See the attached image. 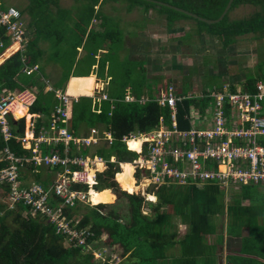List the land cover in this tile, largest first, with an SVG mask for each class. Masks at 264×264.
<instances>
[{"label":"trees","instance_id":"trees-1","mask_svg":"<svg viewBox=\"0 0 264 264\" xmlns=\"http://www.w3.org/2000/svg\"><path fill=\"white\" fill-rule=\"evenodd\" d=\"M81 1L85 2L86 6L84 5L72 29L71 43L74 45L66 47L68 48L66 51L70 54L74 51L77 53L79 51L77 47L83 46L92 67L99 49H104L106 46L108 51H114L115 42L121 39L120 31L111 30L107 16L103 15L100 9H96L97 5L106 0ZM130 1L166 13L170 25L178 20L193 19L197 22L200 31L208 30L219 35L225 44L230 43L233 36L247 32L264 35V0H234L225 17L211 24L169 6L160 5L153 0ZM160 1L214 19L222 14L229 0ZM241 4H252L258 9L250 17L231 21L230 12ZM38 16L36 19L39 22L41 17ZM35 27L38 34L33 37L34 39L29 40L26 49L16 51L0 65V91L5 87L23 89V82L29 87H38L39 90L34 89L37 100L30 106L31 111L28 108L29 112L49 115L51 106L58 102V98L54 92L44 91L43 85L35 77L36 72L28 74L23 70L27 65L38 63L39 57L43 55L39 45L42 37L38 23ZM0 43H2L0 53L11 43L10 35L4 26H0ZM104 53L102 50L100 68L104 65L103 56H106ZM39 67V71H42L43 67L41 65ZM90 69L83 71L87 72ZM78 70L77 72H83ZM61 75L56 82L59 83L57 86H62L64 79H67L70 73L64 71ZM256 82L255 78L248 79L245 90L255 92ZM200 101L205 100L195 97L186 98L178 103L179 128H190V120L186 115L190 113L191 104H198ZM108 105L109 103L106 102L102 112L97 113L91 110L92 98L84 96L80 102L74 104L72 119L75 132L82 123H86L88 127L103 123L105 127L114 131L116 136L114 144L109 148L101 147L96 150L105 157L114 152L119 161H131L137 153L127 149L126 144L121 140L123 135L136 130L150 129L158 123L161 115H165L166 122L170 123L169 108L161 107L155 101L146 104L117 101L112 115L108 113ZM42 119V117L37 118V132ZM9 122L13 136L5 140L0 129V150L9 146L18 156L30 155L31 151L24 148L17 139L18 136L25 134V117L15 119L10 115ZM63 148V143H60L56 149L63 151ZM83 152H86L85 149ZM8 163L6 159L0 160V169ZM35 167L32 164L29 170ZM24 169L27 168L23 167ZM41 171L34 173L39 181H42ZM119 171L120 167L117 163L109 162L107 169L97 173L96 185V190L113 189L119 202L90 205L77 200L74 205L68 204L64 207L69 219L72 218L71 225L78 232L85 230L87 239L83 244H79L78 239L70 240L65 232L59 231L58 224L47 215L41 212L32 214L30 206L17 203L15 208H11L10 185L0 182V264H114L110 260V255L102 263H98L94 259V253L86 251L88 247L101 251L103 245L120 251L119 257L122 259L116 264H264L263 184L231 183L230 188H233L234 194L231 201L226 202L223 189L225 187L217 181L206 182L203 185L166 183L154 192L158 199V203L154 204L145 196L132 193L135 192L134 185L126 182L122 178V171ZM117 172L119 173L116 178ZM137 176L139 177V174ZM236 186L240 188L236 189ZM75 187L81 188V185ZM122 202L126 205L124 211L120 209ZM50 204L54 206L55 202ZM147 206L150 211L145 213L144 207ZM25 210L28 211L27 215L23 213ZM177 217L187 226L185 232L179 230V224L175 222ZM104 235L106 238H102ZM208 235L216 236L215 242L211 243ZM226 237L231 241L236 240L238 246L230 243L232 246L223 258L219 250L224 245Z\"/></svg>","mask_w":264,"mask_h":264},{"label":"crops","instance_id":"crops-1","mask_svg":"<svg viewBox=\"0 0 264 264\" xmlns=\"http://www.w3.org/2000/svg\"><path fill=\"white\" fill-rule=\"evenodd\" d=\"M1 3V2H0ZM59 4V3H57ZM67 5V3H65ZM111 9L116 8L118 5L117 2H112ZM55 5V4H54ZM29 2L25 4L26 8H29ZM60 6V5H59ZM139 6L135 4L132 8ZM142 6V5H140ZM10 7H16L15 5H8V6H0V10H7ZM126 7V6H125ZM248 7H253L252 12H250V16H252L258 9L255 5L252 4H241L235 7L230 13V20H238L243 19L250 16H243L241 17V12ZM138 8V7H137ZM21 13L23 14L20 8H18ZM96 9H100L103 15L107 16L109 21L108 25L110 26L111 30L118 29L120 40L115 42L114 51H108L107 47L105 46L104 49H99L98 54L95 55L96 61L93 63L92 67L90 65V58H87L89 62V67L87 68L90 71L84 72V69H80L83 72H77V67L79 61L83 54L87 55L83 46H78V52L75 53L71 52L70 57L74 58L73 60L68 61V63H72L71 69H66L62 67L50 68L46 69L40 63V61L33 65H27L23 68L24 72L30 74L36 72L35 77L39 80V82L43 85L44 91L54 92V95L58 98V102L51 106V112L49 115L39 113V112H29L30 107L24 105L26 107V111L28 114H32L33 116L30 120L27 121V125H25V134L23 136H18V141H21L24 148L31 151L30 155H22L18 156L13 152L9 146H5L3 150H0V160L6 159L5 154H7L6 148L10 150L16 157L22 158V164H20V175L22 184L25 186H31L34 183H40L44 186L50 185L58 175L62 174L65 171L64 166H55L50 167L42 164H36L34 162H29L26 158H31L33 155V149H38L41 155L52 154L55 152L61 153L64 155L65 143L64 142H55L52 138L58 135L59 129L66 128L73 136L78 137L80 139L91 138V142H75L71 140L68 143L67 147V156L70 158H83L85 160L91 161V159L95 158L99 161L93 162L94 168L98 172L104 171L108 168L109 162H115L119 165L120 171H123V161H119L117 158V154L111 152L108 157L104 155H100L97 153V149L101 147L109 148L111 147L115 140L116 136L114 131L111 128L105 127L103 123H98L95 126H90L86 123H82L77 132L72 127V119L74 113V104L80 102L82 97H90L92 98V106L91 110L100 113L103 110V105L107 102L109 103V111L108 113L112 115L113 110L115 108V103L117 101H125V102H137L139 104H146L148 102H157V96L162 92L167 90L170 85H174L177 89V92L180 95H183L185 98H199L201 100L198 104L192 103L190 106V113L186 115L190 120V128L192 127H204L209 126L211 119H210V108L213 107L214 98L211 94L214 92H218L228 88L231 92H250L245 90L247 87L248 79L255 78L257 82L259 80L264 81V35H260L259 33L255 32H247L239 35L233 36V39L230 43L223 42L219 35L209 32L208 30L200 31L196 22L194 28L191 27L187 28L188 31H184V35L182 34L181 30L185 29L186 27L181 26V22H186L184 20H178L172 25L169 24L167 20L166 13V22L162 23L161 25L165 26L167 32H156L153 33L151 31L152 26H157L158 30V22L152 18V12L156 11L155 8H146L142 6L143 14H149L151 18L148 20V26L143 30L141 28L133 29L132 32L125 29L124 22L116 23L115 17L112 14L108 13V3H100L96 6ZM111 11V10H109ZM235 12V16H231V14ZM25 24L26 30V38L27 41L24 43V47L20 48L21 44L18 43V48L9 52L10 48L15 43H10L5 49L0 53V65L5 62L13 53L18 50H25L28 46L29 40L34 39L38 33L35 25L32 24V20L26 24L24 19L22 18ZM186 20V19H185ZM193 21V19H188ZM95 22V19H93ZM121 25V26H119ZM191 26V25H190ZM33 28V29H32ZM191 29V30H190ZM194 29V30H193ZM155 30V28H154ZM132 33H134L132 35ZM152 33V34H151ZM177 33L181 34L180 38L176 39ZM187 34V35H186ZM190 34V35H188ZM196 35V36H195ZM191 36V37H190ZM134 37V38H133ZM187 37H190L188 40ZM188 40V41H187ZM41 43V41H40ZM114 43V44H115ZM183 43V47H182ZM40 45V44H39ZM43 46L46 45L45 41L42 42ZM74 44H70V47ZM2 46V45H1ZM0 46V47H1ZM165 48H169L170 52H173V57L169 58V53L165 52ZM42 49V48H41ZM181 49V50H180ZM102 50L105 52L106 55L103 67L100 68V59L102 56ZM42 51H45V49ZM181 51V52H180ZM7 52V53H6ZM65 53V52H63ZM175 53V54H174ZM7 55V56H6ZM9 55V56H8ZM64 55V54H62ZM81 56V57H80ZM89 59V60H88ZM170 59V60H169ZM175 59V60H174ZM174 62H172V61ZM42 66V71H39V66ZM37 66V68H33ZM76 66V68H74ZM177 68V72L174 68ZM27 68H33L32 72L27 71ZM67 71L70 73V76L64 79L62 86H57L59 83L56 84L57 81L61 78V74ZM180 72L182 77L178 79L175 75ZM79 73H84L87 75H75ZM95 77L94 81V90L92 94H82V95H71L68 94V87L69 82L73 77ZM212 77H217V82H214L213 85H209ZM256 82V84H257ZM24 88H32L39 90L38 87H29L28 84L22 83ZM102 88L101 92H96L95 89ZM3 89H8L7 87ZM2 89V90H3ZM234 89V90H233ZM0 91V93L2 92ZM9 90H19L16 89H9ZM68 94L70 96L77 97L78 100H74L69 106V115L66 121L62 118H59L55 125L52 124V114L57 109L58 106L62 105V101L59 98V94ZM251 93V92H250ZM107 97H104L103 95ZM130 95L131 99H128L127 96ZM183 99V100H184ZM182 100V101H183ZM180 101V102H182ZM20 102V101H18ZM21 103V102H20ZM158 103V102H157ZM22 104V103H21ZM159 104V103H158ZM23 105V104H22ZM160 105V104H159ZM161 106V105H160ZM161 107H168L169 106H161ZM29 108V109H28ZM31 111V109H30ZM170 111V123L166 122L165 115H161L159 118L158 123L151 127L146 131L136 130L130 132L129 134H125L122 136L121 140L127 146V149L130 151H134L137 153V156L131 161L134 165V173L133 176L135 178L136 185L140 187L144 186V190H146L148 194H153V199H156V188L154 186L153 190H150V185L146 186L143 182L139 181L137 174H139V178L142 176H146L148 174L147 170L142 171L141 168H138L135 164L141 158H147V155L150 151V146L147 142H144L145 137L156 130L161 129L164 127V124L167 128H172L171 122V109ZM232 113V111H231ZM230 113V114H231ZM178 115V113H177ZM15 119H20L26 116H19L13 112L12 114ZM233 118L236 117V114H232ZM42 117L43 121L39 128V132H37V118ZM26 119V118H25ZM178 120V119H177ZM34 122V127L31 126V123ZM163 124V125H162ZM10 131L12 132L11 125L9 122ZM179 127V126H178ZM190 128H179L180 130H188ZM1 129V128H0ZM2 131V129H1ZM3 132V131H2ZM41 134H44L43 137L45 140L41 142H37L36 138L38 139ZM4 135V133H3ZM13 136V133H12ZM5 139V137H4ZM141 139V140H139ZM6 140V139H5ZM9 140V139H8ZM131 140H139L140 141V148L131 147L129 142ZM63 143L64 148L63 151L60 149H56L58 144ZM38 144V148H37ZM34 149V150H35ZM85 149V153L83 152ZM87 149V150H86ZM101 159V160H100ZM8 160V159H6ZM10 164V160H8ZM28 163V164H27ZM207 163L213 164V162L207 161ZM27 164V165H26ZM34 164L36 167L32 170H29ZM102 167H101V166ZM7 166V165H6ZM27 168V169H24ZM73 169H80V165H72ZM99 169V170H98ZM21 170H23L21 172ZM41 171V178L42 181H39L35 178L36 172ZM116 173V178L117 174ZM97 176V175H96ZM98 181V178H97ZM141 182V183H140ZM172 183V182H170ZM98 184V183H97ZM96 184V185H97ZM177 184V183H176ZM96 185L92 187L95 189L97 194L100 193H107L108 195L115 198L114 193L112 192L113 189L105 188L108 190H96ZM87 191V201H84L88 204L93 202V195L91 193V189H89L88 185L82 186ZM240 187V186H236ZM59 197L55 195L50 196V202H55V205L61 204V200L58 201ZM112 200V201H113ZM63 201V200H62ZM103 202H110V201H98L93 202L94 204ZM93 204V205H94ZM91 205V204H90ZM72 206V205H70Z\"/></svg>","mask_w":264,"mask_h":264},{"label":"built area","instance_id":"built-area-1","mask_svg":"<svg viewBox=\"0 0 264 264\" xmlns=\"http://www.w3.org/2000/svg\"><path fill=\"white\" fill-rule=\"evenodd\" d=\"M0 26L6 28L12 43L18 42L21 44L20 48L24 47L27 41L26 30L22 13L18 8L0 10ZM33 68L36 69L37 66ZM33 68L26 70L32 72ZM95 91L101 92L102 88ZM211 95L215 100L213 107L210 108V125L192 127L188 130H180L178 127V103L185 97L177 92L175 86L170 85L157 96L156 101L161 106H169L171 109L172 128H167L164 124V127L145 137L144 142L150 146L149 154L135 165L142 171L147 170L148 174L143 176V181L147 182L148 186L151 183L157 189L162 184L170 182L179 185H203L210 181H217L224 187L231 183L264 185V81L257 82L255 92H231L225 88ZM103 96L107 97L105 94ZM59 98L62 105L52 114L53 125L59 118L63 120L68 118V106L74 100H78L77 97L73 98L66 93L59 94ZM127 98L131 99V96L128 95ZM36 100L37 93L31 88L2 90L0 128L6 140L12 137L9 116L12 114L14 102L20 101L30 107ZM232 114H236V117L233 118ZM31 126L34 127V122ZM41 135L36 138L38 143L45 140L44 134ZM52 139L65 143L64 155L59 152L41 155L34 147L32 157L26 158L27 161L36 164L65 167V171L50 185L34 183L29 188L23 185L20 175L22 158L16 157L8 148L5 158L10 160V164L1 170L3 177L0 178V182L10 185L11 208L16 207L17 203L26 204L32 211L41 212L56 222L59 231L65 232L70 240L78 239L79 244H83L87 239L85 230L78 232L71 225L72 218L69 219L64 207L68 204L74 205L77 200H87V191L83 187L76 188L75 185H88L91 189L98 183L97 170L93 162L99 160L93 158L88 161L67 156V147L71 140L90 143L91 138L80 139L66 128H61L58 135ZM210 160L213 164L207 163ZM72 165H80L81 168L73 169ZM144 193L147 199L151 200L148 198L150 194L146 191ZM51 195L61 198L63 200L61 204L52 206Z\"/></svg>","mask_w":264,"mask_h":264},{"label":"rangeland","instance_id":"rangeland-1","mask_svg":"<svg viewBox=\"0 0 264 264\" xmlns=\"http://www.w3.org/2000/svg\"><path fill=\"white\" fill-rule=\"evenodd\" d=\"M0 2H1L0 3L1 7L2 6L3 7L8 6V5L12 4V5H15L16 7L20 8L22 11H24L22 14V18L24 19L26 24L29 23L31 20H32L31 22L33 25H36V23H38V27L40 28V31H41L40 33H41V37H42L41 43H39V44L43 50L45 49V51L42 52L43 55L42 56L40 55L41 57H39L40 63L43 67H45L46 69L47 68L50 69V68H54V67L56 68V66H57V67H62V68H66V69H71L72 63H68L71 54L69 51H66V49H68L66 47H70V44L72 42V29L75 25V21H76L77 17L83 11L84 5L86 6L85 2H83L81 0H57V1L56 0H42V1H39V0H0ZM28 2L30 4V6H29V8H26L25 4ZM105 2L108 3L109 9L107 12L112 14L113 17H115V20H117L116 23H119L120 21L124 22L123 24L125 26V29H128V31L132 32L133 29H136V28H141L144 30L148 26V23H149L148 19L151 18V16L149 14H145V15L143 14L145 11H143L142 6L139 5V6H136L135 8H132V6L135 4H133L132 1H130V0H106ZM109 2L110 3L117 2L118 5H116V8L111 9V4H109ZM57 3H59V4H57ZM65 3H67V5ZM252 9H253V7L245 8L241 12V17L250 16L249 14H250V12H252ZM109 10H111V11H109ZM232 15L235 16V12H233L231 14V16ZM36 16L41 17V20H39V22L37 21ZM152 18L158 22V26H161V27H159V30L157 29L158 28L157 26H154V27L152 26L151 31L153 33H155V31L159 32V33L167 32L165 29V26H164L165 24L161 25L162 23L166 22V20H165L166 15L165 14H159L157 11H153L152 12ZM184 21H186V22L180 23L183 28L186 27L185 29L181 30L183 35L186 33V32L183 33L184 31H188L187 28L191 27V29H192V28H194L195 24L197 23L195 20H193V21L184 20ZM194 22H196V23H194ZM119 26H121V25H119ZM154 28H155V30H154ZM133 34L134 33H132V35ZM188 35H190V34H188ZM180 36H182V35L180 33L179 34L177 33L176 39L180 38ZM190 37H187V39L189 40ZM43 41H45V43H46L45 46L41 45ZM182 47H183V43H182ZM63 52H65V53H63ZM165 52L169 53L170 59H171V57H173V52H170L169 48H165ZM62 54H64V55H62ZM172 62H174V61H172ZM88 67H89V62L87 61V56L85 54H83L81 57V60L79 61L77 69L82 70V69H87ZM74 68H76V66ZM173 68L177 72L178 69L175 67H173ZM175 76L178 77V79H180V77H182L180 72H178ZM216 78L217 77L211 78V81L209 82L210 86L213 85L214 82L218 81V79H216ZM22 116H26L25 118H26V125H27V121L30 120V118H28V113L24 114ZM4 168H5V166L0 169V178L3 177V173L1 172V170H3ZM124 180L126 182L134 185L135 192H132V193H138V194H141L147 198L146 194L144 193L146 191V190H144V186L140 187L138 189L137 185H136L137 183H135L134 181L129 182L126 179H124ZM138 180L143 181V176L140 178L138 177ZM143 183L146 185L147 182H143ZM151 185H154V184L150 183V186ZM12 186L13 185L11 184V187ZM146 186H148V184ZM230 186H232V185L230 184L229 186H226L225 188H223L225 190V194H226L225 195V201L226 202H230L232 199V195L234 194L233 188H230ZM29 187H30V185L27 188H29ZM239 188L240 187H236V189H239ZM9 198H10V192H9ZM148 198L151 199V195L148 196ZM6 199H8V197ZM150 201H153L154 204L158 203L157 197L155 200L151 199ZM9 202H10V200H9ZM117 202H119V199H117V195H116V197L114 198L113 201H110L107 203L115 204ZM90 204H94V203L90 202ZM122 204L123 205H120V209L124 211V210H126V205L124 202H122ZM13 206H14V204H13ZM149 211H150V209L148 206L144 207L145 213H148ZM23 213L25 215H27L28 211L25 210ZM32 214H36V211H32ZM175 219H176L175 222L177 224H179V230H181V232H185V230L187 229V226L181 222L179 217H177ZM245 230H247V229H245ZM102 238H106V236L104 235V236H102ZM208 240L211 243H213L216 240V236L208 235ZM230 243L234 246H236V245L238 246V242L236 240L231 241V239L229 237H226L224 245L219 250L220 253L223 254V258L225 256L226 251L232 246ZM87 249H88V250H86L87 252L92 251L94 253V255H93L94 259L98 263H102L109 255L111 257L110 260L114 264L118 263L122 259L119 257L120 251L113 250L111 248V246H104L103 245V249L101 251L96 250V249H91V247H88ZM223 262H224V259H223Z\"/></svg>","mask_w":264,"mask_h":264},{"label":"bare ground","instance_id":"bare-ground-1","mask_svg":"<svg viewBox=\"0 0 264 264\" xmlns=\"http://www.w3.org/2000/svg\"><path fill=\"white\" fill-rule=\"evenodd\" d=\"M17 48H18V42H16L10 48L9 52H11L12 50H15ZM0 58H2V57H0ZM94 81H95V77H93V76H90V77H81V76L73 77L69 82L68 94H71V95L89 94L90 95L93 93V90H94ZM12 109H13V112H15V114H17L19 116L27 114L26 107L18 101L14 102ZM32 116H33L32 114H28V118H31ZM139 140H141V139H139ZM139 140H131L129 142V145L132 148L137 147L139 149L140 148V141ZM133 145H135V146H133ZM123 169L124 170L121 173L122 177L129 182H132V181L135 182V178L133 176V173H134L133 163L124 162L123 163ZM146 185H147V183H146ZM137 188L139 189V186H137ZM94 192H95V194L93 195V199H92L93 202L112 201L113 200V197L108 195L107 193L97 194L95 189L92 188L91 193H94ZM151 199H153L152 193H151Z\"/></svg>","mask_w":264,"mask_h":264},{"label":"water","instance_id":"water-1","mask_svg":"<svg viewBox=\"0 0 264 264\" xmlns=\"http://www.w3.org/2000/svg\"><path fill=\"white\" fill-rule=\"evenodd\" d=\"M153 1H155L156 3H158L160 5H166V6H169L171 8H174L176 10H179L181 12H184L186 14H189V15L195 17V18H198V19H200L202 21H205L207 23H210V24L211 23H217V22L221 21L225 17V15L227 14V12L230 10V8H231V6H232V4L234 2V0H229L221 15L218 18H214V19L211 18L210 19V18H206V17L200 16L197 13H194V12H192L190 10H187L185 8H182V7H179L177 5L170 4L168 2H164V1H160V0H153ZM153 188H154V185H151L150 186V190L152 191Z\"/></svg>","mask_w":264,"mask_h":264},{"label":"snow or ice","instance_id":"snow-or-ice-1","mask_svg":"<svg viewBox=\"0 0 264 264\" xmlns=\"http://www.w3.org/2000/svg\"><path fill=\"white\" fill-rule=\"evenodd\" d=\"M133 146H135V145H133Z\"/></svg>","mask_w":264,"mask_h":264}]
</instances>
